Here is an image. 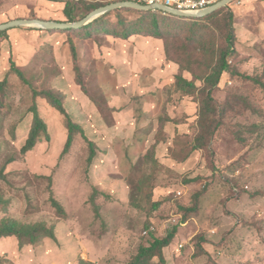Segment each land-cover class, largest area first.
<instances>
[{
  "label": "rangeland",
  "instance_id": "rangeland-1",
  "mask_svg": "<svg viewBox=\"0 0 264 264\" xmlns=\"http://www.w3.org/2000/svg\"><path fill=\"white\" fill-rule=\"evenodd\" d=\"M37 1L0 0V6H12L20 16ZM70 1L76 4L75 22L84 19L86 6ZM88 1L108 5L131 0ZM230 8L236 15L239 56L231 64L237 74H225L215 90L218 114L203 130L204 149L195 146L202 131L197 100L202 95L184 97L171 89L173 73L154 41L112 39L111 53L91 40L78 44L84 85L99 104L76 82L70 41L77 44V32H53L63 38L59 65L46 44L21 67L31 87L10 71L11 59L9 64L3 59L0 81L8 83L0 91V168L5 165L8 174L0 179V220L46 222L55 227L58 240L46 237L36 246L20 248L15 237L4 238L0 264H82L81 259L131 264L153 234L166 237L177 225L178 235L165 249L166 263L155 257L151 264H264V0H237ZM122 15L139 18L133 12ZM110 20L116 24L118 13ZM175 42L186 43L185 38ZM173 56L183 58V53ZM152 71L155 82L149 79ZM34 89L66 91L68 111L97 143L94 162L89 161V144L80 137L61 159L65 118L42 97L36 102ZM173 94L181 99L168 105ZM109 101L120 109H112ZM34 104L50 137L42 136L33 150L22 154ZM144 108H154L150 117L142 116ZM170 112L180 126L167 120L162 128V116ZM138 116L144 118L140 130ZM12 157L16 160L7 164ZM51 195L67 214L53 206Z\"/></svg>",
  "mask_w": 264,
  "mask_h": 264
},
{
  "label": "trees",
  "instance_id": "trees-1",
  "mask_svg": "<svg viewBox=\"0 0 264 264\" xmlns=\"http://www.w3.org/2000/svg\"><path fill=\"white\" fill-rule=\"evenodd\" d=\"M76 2H82L86 6L88 15L98 8L107 6V4L96 1L78 0ZM75 9V3L70 0L66 2L64 15L67 18V22L73 23L78 19L76 18ZM123 12H133L138 14L139 18L137 20H129L128 17L122 15ZM113 13H118L116 24H114L115 20H110ZM30 19L38 18L32 16ZM67 31L77 32L81 40H91L100 47L104 45L105 38L108 36L126 41L134 36L162 40L165 45L168 60L179 65L181 71L176 77L175 85L171 89L184 96L190 95L196 98L198 95H202L201 98L197 97L201 109L198 126L202 128V131H199L200 134L195 139V146L197 149H204L206 147L203 130L205 131L207 129L209 118L211 117L214 120L218 114V104L214 95L215 90L220 89L222 78L225 74H237L231 64V59L239 56L237 49L236 15L230 6L205 18H185L165 14L162 11H140L124 8L108 13L80 30ZM5 33H0V36ZM183 38H185L186 43L175 42ZM192 45L194 47L191 50ZM70 47L74 62V71L76 73V82L89 97L96 101L84 85L82 76L83 68L78 65V49L72 41H70ZM174 52L183 53V58H175L173 56ZM10 63V71L18 76L26 85L31 87V83L27 80L22 68L18 67L12 59ZM186 73H190L193 79H187L185 77ZM246 79L251 78L246 77ZM7 83V79L0 81V91H4ZM198 83H201V86ZM33 96L35 100L38 97L45 99L50 106L60 112L65 118L67 140L60 155L61 159L71 152L75 144L80 142V137L89 144V161L90 163L94 162L98 155L97 143L89 137L85 126L76 122L68 112L65 106L67 95L59 89H46L41 91L34 89ZM30 110L33 113V122L28 137L21 148L22 154L33 150L42 136H45L47 139L50 137L48 123L42 117L38 105L34 104ZM167 120L170 119L167 116H162V128L165 126ZM217 127L218 125L215 128ZM150 157L154 158L153 152ZM15 160V157H12L7 161V164ZM7 174L6 166L4 165L0 168V179L5 180ZM95 193H99L97 188H95ZM92 199L94 204L99 208L100 205L97 202L96 195ZM51 201L60 214H67L64 204L58 201L53 195H51ZM156 204L159 206L161 203L158 202ZM184 220L181 222L182 224L188 218L185 217ZM179 227V225L175 226L166 237H159L153 234V240L150 245H142L139 253L133 257L131 264H151L155 257H159L162 263H166L167 257L165 255V249L172 245L176 239ZM11 237H15L18 240L20 248L28 245L36 246L37 243L46 237L58 240L55 227L49 226L46 222L23 223L6 217L0 220V240ZM80 262L82 264H95L86 259H81Z\"/></svg>",
  "mask_w": 264,
  "mask_h": 264
},
{
  "label": "crops",
  "instance_id": "crops-1",
  "mask_svg": "<svg viewBox=\"0 0 264 264\" xmlns=\"http://www.w3.org/2000/svg\"><path fill=\"white\" fill-rule=\"evenodd\" d=\"M37 2H38V4H37ZM37 2H36V5L34 6V9L28 8L27 11H21L20 16L15 14V8L14 7L11 6L12 7L11 8L8 6L5 8V7H2V5H1L0 9H2L4 12H6L9 8H11L10 9L11 11L10 10L7 11V13L5 15H0V23L3 24L5 22H7L8 20H12V19L15 20L17 18H24V19L29 18L30 19V17H32V16H36L38 19L47 20V21L67 22V18L64 15V9H65L66 2H63V1L55 2V1H51V0H38ZM53 32L54 31H46V30H40V29L30 30L27 27H21V28L9 30L4 35H2V37H0V66L4 65V60H3L4 58H5L6 62H8V64H9V60L13 58L16 61L15 63L18 67H20V68L26 67L31 62V60L33 58H35V55L38 52L37 48H39V47L43 48L46 44H49L53 48V52H54L56 59H57V64L59 65L58 54L61 51L60 44L63 43V42H61L63 38L59 33H53ZM138 37L143 38L148 43L151 41H154V43H156V45H159L162 48L161 56L163 59L166 56L165 59H166L167 63L169 64V69L173 73L172 76H173L175 82L170 86L172 88L176 83V77L181 72L180 66L173 63V62H170L168 60L167 55H166V51H165V45H164L162 40H158V39L151 38V37H143V36H134L131 39H137ZM112 39H114L115 41L116 40H122V39H115L114 37L108 36L105 38L104 45L101 47L100 46H97V47L101 48L103 52L110 51V53H111V51H112V47H111L112 46V43H111ZM83 41H85V40L78 39V41H76L77 42L76 47H78V44H80ZM123 41H126V40H123ZM154 51L155 50L152 49L151 54H154ZM141 54L144 55L145 53H141ZM148 67H150V66H148ZM155 77L156 76L154 75V73L152 71V74H151V76H149V79L152 80L153 82H155L156 81ZM185 77L189 80L193 79L192 75L190 73H186ZM61 91H63V90H61ZM64 93L67 95L66 102H65V106L67 108V102L69 101L70 96H68L66 91ZM150 93H148V94H150ZM174 93H175V91H174ZM178 94H180V93H178ZM87 96H86L85 100L88 101L89 96L88 97ZM176 96H178V95H175V94L172 95V97L170 98L171 101H169L168 105H170L171 103L174 104L175 100L177 101V99L178 100L181 99V97H180L181 95L178 97H176ZM149 97H152V96H149ZM186 97H188V96H186ZM109 98L111 101V96H109ZM82 99L83 98H79L78 102H77V104H79V107L81 109H83V106L81 105ZM110 101L108 104L111 106V108L117 109L118 107H116L115 105H111ZM118 109H120V108H118ZM67 110H68V108H67ZM144 110H145V113L142 116L148 118L151 116L152 110H154V108H152V109L144 108ZM168 110H169V107H168ZM70 115L72 116L71 113H70ZM164 116H169V117L171 116L173 118L172 119L171 117L170 118L168 117V119H170V120H168L167 123H170V122L173 123L174 122L176 124V126L177 125L180 126L179 122L174 120L176 114L173 115L170 112V115L165 113ZM143 119L144 118H141V116H138V118H137L138 130H140V128L143 124L142 123ZM159 119H160V117H159ZM75 121L86 126L84 123H82L80 121H77V120H75ZM151 122H152V119L149 118L146 121L145 125L147 124V127H149ZM166 124H165V126H163V128L166 127ZM159 126H160V123H159ZM101 153L103 154L105 152H101ZM128 161H130V160L128 159ZM164 189H168V188L164 187ZM166 252H167V249H166Z\"/></svg>",
  "mask_w": 264,
  "mask_h": 264
},
{
  "label": "water",
  "instance_id": "water-1",
  "mask_svg": "<svg viewBox=\"0 0 264 264\" xmlns=\"http://www.w3.org/2000/svg\"><path fill=\"white\" fill-rule=\"evenodd\" d=\"M237 0H222L219 3L212 5L199 12H185L170 8L166 5L149 6L134 1H124L110 4L101 8L96 9L87 15L84 19L70 23V22H58V21H47L42 19H17L12 20L5 24H0V33L7 32L14 28H34L46 31H67V30H80L85 26L89 25L98 18L113 12L115 10L129 8L140 11H162L171 15L185 17V18H205L208 17L221 9L229 7L233 2Z\"/></svg>",
  "mask_w": 264,
  "mask_h": 264
},
{
  "label": "built area",
  "instance_id": "built-area-1",
  "mask_svg": "<svg viewBox=\"0 0 264 264\" xmlns=\"http://www.w3.org/2000/svg\"><path fill=\"white\" fill-rule=\"evenodd\" d=\"M131 1L149 6L166 5L170 8H174L185 12H199L212 5L219 3L222 0H131ZM180 194H182V192H180ZM153 229H155V227H153Z\"/></svg>",
  "mask_w": 264,
  "mask_h": 264
}]
</instances>
